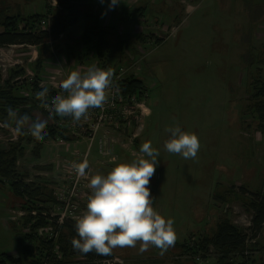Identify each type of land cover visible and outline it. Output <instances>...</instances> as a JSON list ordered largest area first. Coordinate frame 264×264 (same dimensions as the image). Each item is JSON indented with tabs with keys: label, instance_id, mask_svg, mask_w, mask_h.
<instances>
[{
	"label": "rangeland",
	"instance_id": "1",
	"mask_svg": "<svg viewBox=\"0 0 264 264\" xmlns=\"http://www.w3.org/2000/svg\"><path fill=\"white\" fill-rule=\"evenodd\" d=\"M120 2L114 26H117L116 32L127 39V51L122 61L113 58L109 62L110 69L125 72L122 77L127 73V77L134 75L142 79L149 90L148 98L125 101L126 104L109 113L96 134L91 130L96 119L85 121L83 117L73 123L70 115L56 114L59 126L66 133L78 137L85 135L81 129L86 130L92 133L94 143L88 141L89 138H78L81 142L72 149L69 145L61 146L58 137L49 141L37 158L32 153L35 145L27 146L26 139L22 143L25 154L18 157L16 164L19 178L26 184H43L55 189L63 185L60 177L68 174L67 163L81 162L89 148L92 160L88 162L86 179L97 173L106 175L125 155L126 161L121 162L130 163L141 155L142 144L151 142L160 153L149 184L150 191L157 197L153 208L166 219L174 220L175 243L191 242L197 249L201 239L212 236L218 223L229 218L247 238L248 254L239 256L237 261L248 258L256 264H264V227L253 231L250 211L243 206V202L254 195L264 197V135L257 130L249 101L251 75L257 68L264 67L251 63L258 57L264 58V0H136L131 2L134 5L124 0ZM128 6L134 8L132 12L125 11ZM0 9H5L2 12L8 16L22 17L47 16L48 9L51 14L60 11L52 0H0ZM83 27L81 19L71 35L54 43L52 53L58 58L49 52L44 55L46 59L53 58L39 81L48 88V101L57 94L67 95L60 88V82L72 70L83 73L92 65L78 55L80 46L76 38ZM140 36L147 38L144 41ZM33 57H38L35 47L1 48V85H5L12 70H25V77L17 81L25 79L24 86L32 88L36 82ZM55 59H59L57 66ZM72 61L84 64L72 68L69 64ZM24 89L21 93H29ZM110 90L111 87L106 92ZM142 103L144 116L138 107ZM37 116L47 123L54 120L39 110L34 113V117ZM2 125L0 123L4 129L0 131V145L8 150L10 142L20 139L15 128ZM175 126L198 136L200 150L195 159L185 160L165 150L164 142L171 135L165 129ZM101 138L102 141L108 138L107 147H113L110 156L100 152L98 141ZM90 144L93 145L90 147ZM71 151L77 152L71 154ZM65 152L68 155L62 157L60 154ZM58 155L64 166L54 162ZM113 156L117 161H111ZM244 192H248V196L241 197ZM217 193L225 196V201L217 199ZM22 205L23 201L14 196L10 185L0 182V255L19 258L22 248L18 233L26 231L24 224L29 215ZM47 212L51 224L54 213L51 208ZM139 248V243L136 247H117L110 255L122 264H220L219 252L214 247L209 248L207 260L187 257L190 255H185L175 245L163 255L155 247L143 253ZM21 257V264H31V257Z\"/></svg>",
	"mask_w": 264,
	"mask_h": 264
},
{
	"label": "trees",
	"instance_id": "2",
	"mask_svg": "<svg viewBox=\"0 0 264 264\" xmlns=\"http://www.w3.org/2000/svg\"><path fill=\"white\" fill-rule=\"evenodd\" d=\"M55 1L59 5L60 11L49 18V31L41 30L39 26L51 14L50 11H48L47 16L37 14L31 17H22L20 15L8 16L0 11V47H35L38 51V57L34 62L36 82L32 88L24 86L25 79L20 83L17 81L25 77V70H12L5 85L2 86L0 82V123L3 124L8 118V107H11L21 116L25 114L29 115L33 120L35 119L34 113L38 110L47 117L54 119L52 123L46 124L42 140H36L30 133L26 137L25 135L28 132L25 128L23 134H18L20 139L18 142L12 141L9 143L8 150L2 149L0 145V182L10 185L14 196L23 201L22 208L27 209L29 212L24 224L26 231L23 230L21 233H18L19 244L22 248V251L18 254L19 258H15L9 254H2L0 255V264H5L6 262L8 264H21L23 260L22 255L31 257V264H99L114 259L111 255H99L95 252L82 254L74 251L70 243L71 239L77 236L74 220H65L63 225H58L56 224V219H54L53 223L50 224L49 213L47 211L51 208L56 213H60L58 209L63 207V202L59 200V189L67 190L72 187L71 182L67 179L68 175H63L64 178L60 177L62 179V186L48 189L43 184L24 183L16 171L18 157H23L25 154V147L22 146V143L26 139L27 146L31 144L35 145L32 153L37 158L40 157V152L44 146L51 140L54 141L60 137L64 142H73L78 139L75 135L66 133L59 126L58 122H60V119L56 113H49L40 109L41 101L36 98V93L42 90L39 81L43 79L42 73L47 60L44 55L46 52H49L54 56L52 53L54 43L66 37V35H71L72 29L83 19L85 23L84 28L78 41H76L79 44L78 46H80L78 55L82 61L86 59L83 55L84 52L89 51L93 55L91 57L98 62L102 69H110L109 62L113 58L122 61L127 51V39L122 34L116 32V27H102L98 22L99 15L95 14V8L87 7L85 10L83 3L87 0ZM140 38L145 41L147 37L140 36ZM251 63L264 65V58L258 57L257 60L253 59ZM263 71L264 67H259L256 69L255 74L252 73L251 75L249 101H251V110L255 113L257 130L264 135ZM119 75V72H113L112 80L113 84L119 86L123 99L130 101L132 98H148L149 90L142 79L134 75L127 77V73L125 77L121 76L118 79ZM22 89L28 90L29 93H21ZM11 127L15 128L14 124ZM2 130L4 129L0 127V131ZM90 153L87 155L89 163ZM86 154H83V158ZM67 164L69 165V163ZM60 166H64L63 161L60 162ZM150 192L152 195V206L155 207L157 197L152 191ZM248 194V192H244L240 195L243 197L245 195L248 196ZM252 197L249 200H245L243 206L250 211L251 229L258 231L264 227V197L259 198L255 195ZM216 198L225 201V196L221 194L217 193ZM86 200L87 197L83 199L84 203L80 205L79 215L83 212ZM33 212L36 215H33ZM47 227H52L59 234L58 238L48 241V237L41 233ZM196 246L197 249L194 248V243L192 244L191 242L177 244L182 253L190 255L187 257L207 260L210 253L209 248L214 247L219 252L218 262L220 264H256L248 258L243 262L237 261L239 256L243 257L245 253L248 254L246 252L247 238L229 218L222 219L218 223L213 235L201 239ZM200 252L203 253L201 254Z\"/></svg>",
	"mask_w": 264,
	"mask_h": 264
},
{
	"label": "clouds",
	"instance_id": "3",
	"mask_svg": "<svg viewBox=\"0 0 264 264\" xmlns=\"http://www.w3.org/2000/svg\"><path fill=\"white\" fill-rule=\"evenodd\" d=\"M119 3L120 0H110L108 7L115 8ZM112 77L111 69H102L92 64L83 73L79 70L71 71L60 82V88L67 95L57 94L48 103V88L42 85L36 98L41 101V107L49 112L59 116L70 115L73 123H78L87 116L90 109L103 108L107 103L106 90L113 84ZM7 113L8 118L3 127L8 128L14 124L17 134H23L26 128L36 140L44 138L46 120L39 116L33 120L27 114L21 116L11 107L7 108ZM165 131L171 134L164 142L167 152L179 154L185 160L197 157L200 141L195 133L184 131L180 126ZM140 153L130 163H115L106 175H91L86 210L73 217L77 236L70 243L74 251L110 255L117 247H136L139 243L141 253L149 247H155L163 255L169 247L174 246V220L166 219L153 208L149 188L160 153L152 147L151 142H144ZM115 160L113 157V162ZM71 167L78 176L84 177L89 163L85 158L82 162H73Z\"/></svg>",
	"mask_w": 264,
	"mask_h": 264
},
{
	"label": "built area",
	"instance_id": "4",
	"mask_svg": "<svg viewBox=\"0 0 264 264\" xmlns=\"http://www.w3.org/2000/svg\"><path fill=\"white\" fill-rule=\"evenodd\" d=\"M53 5H57V2L55 0H52ZM41 26L43 28V30H50L49 27V21H43L41 23ZM120 73V75L118 76V79L124 74ZM122 74V75H121ZM107 96H108V101L107 103H105V105L103 106V108H93V110L91 112H88L87 116L84 117L83 120L88 121L90 120V118H94L96 119V124L92 127V132L93 134H96L97 131L99 132L100 128V124H102L103 122H105L107 120V118H109V113L116 111L120 105H124L126 104L125 101L127 102H131L134 101V99L137 98H132L130 101L123 99L121 96V91L118 85L113 84L111 86V90L106 92ZM48 103H51V101H48ZM138 107L142 110L141 112V116H144V113H146L144 107L145 105L142 104H138ZM42 110L49 112L48 110H46L45 108L42 107ZM149 110V109H148ZM51 113V112H49ZM146 115V114H145ZM147 116H149V114H147ZM83 133L86 134H90L91 132H87L86 130H83ZM83 134H81L80 136H76L77 138H89V141H91V143H94L95 138L93 137L92 133L89 136H85ZM106 138V137H105ZM106 141H108V138L104 141H102V138L99 139L98 142H100V152L105 155V156H110L111 154H113V150L112 148L109 149L107 147V143ZM59 143L60 144H64L65 142L62 141L61 139H59ZM93 144H90V147ZM90 148L87 151V154L85 155V157L83 158V160L86 158L87 159V155L89 153ZM134 152V151H132ZM115 157V156H113ZM113 157L111 158V161H113ZM116 158V157H115ZM82 160V161H83ZM81 161V162H82ZM117 161V159L115 160ZM72 164L66 166V171H67V179L71 182L72 187L70 189H59V200L61 202H63V207L59 208L58 210L60 211V213H56L54 210L53 213L51 214V216L56 219V224L58 225H63L65 220H74L73 217L79 215V210H80V205L83 202V199L86 198L89 194H90V189H88V184L90 183V178L86 179L87 174L89 173V171L86 172V175L84 177L78 176L75 172V170L71 167ZM67 191V192H65ZM33 215H36L35 212H33ZM53 219V221H54ZM41 233H43L44 236L48 237V241L54 240L56 238H58V235L54 229L52 227H47L45 229H43L41 231ZM47 241V242H48ZM106 264H122V262L118 259V258H114L113 260H109L107 262H104Z\"/></svg>",
	"mask_w": 264,
	"mask_h": 264
},
{
	"label": "crops",
	"instance_id": "5",
	"mask_svg": "<svg viewBox=\"0 0 264 264\" xmlns=\"http://www.w3.org/2000/svg\"><path fill=\"white\" fill-rule=\"evenodd\" d=\"M124 1H127V3H131L132 1H136V0H124ZM109 3H110V0H104V2L103 3H101L100 1L98 2V0H97V3L96 2H93V0H87V1H85L83 4L85 5V10H86V8L88 7V8H95V10H96V12H95V14H98L99 16V20H98V22H99V24L102 26V27H117V26H114V24H115V19H117V15L116 14H118V8H119V5L121 4V2L118 4V6H116L115 8H112V9H110L109 7H108V5H109ZM131 4H135V3H131ZM132 5V6H133ZM131 6V7H132ZM133 9L134 8H132V9H129V6L125 9V11H129V12H132L133 11ZM3 10H5V9H0V11L2 12ZM48 11H50L49 9H48ZM51 13V12H50ZM54 15H56V14H54V13H52V14H50V15H48V17L50 18V17H52V16H54ZM130 21V20H129ZM129 21H127V23L129 22ZM85 24V23H84ZM84 28V27H83ZM80 33H82V30H81V32ZM81 35V34H80ZM80 37V36H79ZM78 37V38H79ZM78 38H76V39H78ZM21 47H23V46H21ZM61 47V46H60ZM29 49L30 48H33V47H28ZM0 49H1V47H0ZM36 50H34L33 52H35ZM85 57H86V59H83V60H86L88 63H91V64H93V62H96L95 61V59L92 57L91 58V56H93L92 55V53L91 52H84V54H83ZM55 56V58H58L56 55H54ZM53 57V56H52ZM84 57V58H85ZM33 60L35 59V57H33L32 58ZM37 59V58H36ZM35 59V60H36ZM51 59H53V58H48L47 60H46V63H45V66H44V70L46 69V67L48 66L47 64H48V61H52ZM59 59H60V57H59ZM59 59H55V64L54 65H58V61H59ZM32 60V61H33ZM35 60H34V62H35ZM80 60V59H79ZM32 61L30 60V62L32 63ZM71 63H72V65H71ZM76 63H78V62H75V61H72V62H70L69 64H70V66L72 67V68H74V67H79V65H81V64H84V63H81V62H79L77 65H76ZM88 63H86V64H88ZM96 65H99V64H96ZM73 71V70H72ZM84 71H86V70H84ZM45 73H46V70L44 71V74H43V76H45ZM42 84H43V82L41 81L40 82V86H42ZM42 88V87H41ZM82 140V139H81ZM89 141V140H88ZM78 142H81L80 141V139H77V140H74L73 142H65L64 144H60L61 146L63 145V146H65V145H69L68 147L69 148H72V149H74V147L76 148L77 147V144H78ZM127 146V145H126ZM75 152H77V151H74V152H70L71 154H75ZM60 154V153H59ZM60 155H62V157H66L67 155H68V152H65V154H63V153H61ZM59 156V155H58ZM126 156V155H125ZM124 156V157H125ZM123 157V159L122 158H120V162H121V160H125L126 161V159ZM60 156H59V158H55V160H54V162L56 163V164H58L59 166H60ZM92 160V159H91ZM90 160V161H91ZM179 244V243H178ZM175 245V247L177 246V244L175 243L174 244ZM159 263V262H158ZM162 264V263H161Z\"/></svg>",
	"mask_w": 264,
	"mask_h": 264
}]
</instances>
